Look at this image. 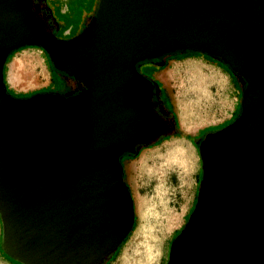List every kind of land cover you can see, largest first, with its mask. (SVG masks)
Listing matches in <instances>:
<instances>
[{
    "label": "water",
    "instance_id": "1",
    "mask_svg": "<svg viewBox=\"0 0 264 264\" xmlns=\"http://www.w3.org/2000/svg\"><path fill=\"white\" fill-rule=\"evenodd\" d=\"M96 7V26L56 39L40 29L28 0H0V247L21 264H94L131 230L118 155L159 125L144 110L149 84L134 63L176 48L217 53L246 74L240 117L204 142L201 159L206 173L218 166L258 191L264 214V0H97ZM21 46L41 48L87 88L69 97L9 95L2 68ZM222 219L199 194L175 239L189 242H180L176 264H226ZM205 221L213 234L197 232Z\"/></svg>",
    "mask_w": 264,
    "mask_h": 264
},
{
    "label": "rangeland",
    "instance_id": "2",
    "mask_svg": "<svg viewBox=\"0 0 264 264\" xmlns=\"http://www.w3.org/2000/svg\"><path fill=\"white\" fill-rule=\"evenodd\" d=\"M47 2L52 8L54 19L60 21L62 19L61 15L51 5V2ZM83 3V7L81 8L82 12L79 15L77 14V16L83 13L82 17H86L90 13L88 10L93 5H95L94 8H97V0H86ZM81 29H83L82 26L79 30L72 31L67 36H61L60 29L57 30L56 35L58 38L60 36L68 38L80 32ZM193 54L199 55L198 53ZM31 58L35 59V62L32 63L27 60ZM199 61L196 58L187 60L183 67V70L186 69V74L183 73V90L184 93H187L189 99L190 97L195 98L192 96L194 94L202 100V103H207L206 100L208 99L206 97L202 99V96L209 87L213 94H215L216 87L210 85L211 76L209 75L210 77H208L207 69ZM192 63L196 67L200 66L203 70L204 84L202 87L197 83L200 76L198 77V72L196 71V73L194 71V65ZM149 67L147 65H141L138 67V71L142 75H149ZM18 71L21 74H18ZM2 75L4 83L13 94H30L31 92L45 89L60 92L65 89L64 82L68 80L65 79V76H62L63 74L61 75L59 72L57 74L55 71H51L44 50L36 46L23 47L13 52L4 61ZM226 81L227 79L223 75L221 78L222 87L227 89L226 86H228L231 96L234 97L236 93L233 87L230 86V82L228 81V85ZM181 110L188 114L193 111V107L186 102L182 104ZM220 126L222 127V125ZM191 155L193 156L191 148L176 147L170 155L171 158H175L173 159L175 163H170L165 171L161 172L160 176L157 173L158 169L153 168L149 183L144 185L147 186L146 189H148L149 196L145 194V198L136 199L131 191L134 217L133 228L128 232L125 241L120 245L117 255L113 259L114 261H110L109 264H164L170 238L174 231L181 225L184 218L183 215H186V211L191 203V191L194 186L193 175L191 174L193 168V157ZM121 164L123 175L124 159Z\"/></svg>",
    "mask_w": 264,
    "mask_h": 264
},
{
    "label": "flooded vegetation",
    "instance_id": "3",
    "mask_svg": "<svg viewBox=\"0 0 264 264\" xmlns=\"http://www.w3.org/2000/svg\"><path fill=\"white\" fill-rule=\"evenodd\" d=\"M28 10L43 32L50 34L53 38H58L56 35L58 30V22L52 16H50L45 5V0H28ZM97 21L98 16H95L94 10L92 15L88 17L82 27L83 29H91L96 26ZM59 39L64 38L60 36ZM211 54L217 56V58H219L224 64L231 68L234 74L232 72L229 73L231 74L234 83L239 89L238 111L235 116L229 122H227L230 124L235 119L240 117L242 113L241 99L248 86L249 80L244 72L232 68L227 62L223 60L220 55L212 52ZM65 79L68 80L67 82H64L65 89L63 91L59 92L52 90L51 92L63 97H69L87 88L85 82L82 80L74 78L73 81L66 76ZM241 86L243 87L242 91H240ZM144 110L147 114L153 115L159 124L157 130L146 139H149L157 134H164L166 132L168 133L173 131L171 118L167 114V110L164 109L163 104L157 98L155 88H152L151 91L148 90ZM225 124H222V127L217 126L204 132L203 134H200L199 141L197 143L191 140L198 153L200 161L199 175L196 181V190L192 205L184 216L181 225L174 231L170 238L166 261L164 264H168L170 261H173V264H176L178 262V258L181 259L178 256L182 248L180 242H186V245H188L189 242H187L186 239H180L177 241L175 239L184 229L190 214L196 206L199 194L203 192L209 195L210 202L214 203L215 207H217L222 213V230L226 232L227 239L222 237L220 245L222 247V259L225 260V263L264 264V214L262 213V205L260 203L258 191H256L254 194H251L252 189L248 188L246 190L244 189L243 184H239L236 179L230 176L224 177L222 175L223 170L218 166L214 168L212 167L209 172L207 169V173L203 168L201 151L204 150V142L207 141V139L212 134L218 132L228 125ZM212 216L214 217V214H212ZM197 227V232L201 230L206 234L209 231L212 234L214 232L207 221H205L201 226ZM220 235L221 234H219V236ZM172 244L174 245L173 249L171 248ZM175 259H177V261H175Z\"/></svg>",
    "mask_w": 264,
    "mask_h": 264
},
{
    "label": "crops",
    "instance_id": "4",
    "mask_svg": "<svg viewBox=\"0 0 264 264\" xmlns=\"http://www.w3.org/2000/svg\"><path fill=\"white\" fill-rule=\"evenodd\" d=\"M47 1L51 2V5L54 6L59 15H61L62 19L57 21L61 27V36H67L71 34L72 31L79 30V28L83 26L86 18L91 16L94 12L93 10H95V5H93L92 8L88 10V12H90L89 15L82 17L83 13L80 16H77V14L79 15V13L82 12L81 8L83 7V2L86 0ZM198 54L199 55L193 54L179 58H170L165 61L163 66L148 68L149 76L158 83L166 104L175 116L177 133L175 135H170L155 145L142 148L137 156L133 158L124 159L123 181L128 187L130 197L132 196L131 191L136 199L145 198V194L149 196L148 189H146L147 186L144 185L149 183L153 168L158 169L157 173L160 176L161 172H164L170 163H175V160H173L175 158H171L170 156L172 151L176 147H189L193 151V156L191 155L193 157L191 174L193 175L194 184L193 190L191 191L190 208L196 190V181L200 166L199 156L191 142V137L198 135L206 127H217L229 122L238 111L239 89L234 83L229 71L222 64L208 59L204 53L200 52ZM195 58L200 60L199 62L207 69L208 77L211 76L210 85L216 87L215 94H213L209 87L202 96V99L205 97L208 99L206 100L207 103H202V100L194 94H192V96L195 98L190 97L189 99V96L187 93H184L183 90V73L186 74V69L183 70V67L187 60ZM174 67H176V69H174ZM223 75L227 79V84L230 82V86L233 87L236 93L234 97L231 96L228 86H226L227 89L222 87L221 78ZM186 102L193 107V111L188 114L181 110L182 104ZM173 178L175 179L174 176ZM113 261L114 260L111 262ZM0 264L16 263L7 258L0 249Z\"/></svg>",
    "mask_w": 264,
    "mask_h": 264
},
{
    "label": "trees",
    "instance_id": "5",
    "mask_svg": "<svg viewBox=\"0 0 264 264\" xmlns=\"http://www.w3.org/2000/svg\"><path fill=\"white\" fill-rule=\"evenodd\" d=\"M45 5L48 9V12L50 14V16L53 17L52 15V8L51 6L49 5V3L47 2V0H45ZM54 18V17H53ZM61 27L59 26L58 24V30H60ZM59 39V38H57ZM23 47H28V46H21V47H17L11 51H9L7 53V56L5 58V60L15 51H17L18 49H21ZM46 53V52H45ZM193 53H200L199 51H196V50H192V49H188V48H176V49H173V50H168V51H164L154 57H149V58H142L140 60H137L135 63H134V67H135V70L139 73L138 71V67L141 66V65H147V66H150V67H153V66H156V67H159V66H163L165 64V61L167 59H170V58H174V57H183V56H186V55H193ZM201 53H204V52H201ZM208 59H211L213 61H216V62H219L221 63L223 66H225V68L231 73H233V71L231 70V68L229 66H227L226 64H224L219 58H217V56L211 54V53H204ZM47 55V59H49L48 57V54ZM49 61V64H50V68H51V71H55V73L58 74H63L62 76H66L70 79H72L74 81V77L69 75V74H66L65 72L59 70L58 68H56L52 61L51 60H48ZM2 71H3V68H2ZM140 75H142L141 73H139ZM234 74V73H233ZM148 82L149 84V90L151 91L152 88H155L156 89V95H157V98L160 100V102L163 104L164 106V109L167 110V114L170 116L171 118V121H172V124H173V131L172 132H166L164 134H157V135H154L153 137L149 138V139H146L145 141L143 142H137L134 144L133 146V149L128 151H122L119 155H118V161L122 162L123 159H128V158H133L135 157L139 151L144 148V147H148V146H151V145H155L157 143H159L161 140L169 137L170 135H175L177 133V129H176V120H175V116L174 114L170 111L168 105L166 104L165 100H164V97H163V94L161 92V89L159 88V85L158 83L149 75H142ZM3 83H4V80H3ZM4 87H5V90L6 92L13 96V97H16V98H26V97H29L35 93H52L51 91L52 90H38V91H34V92H31L30 94H24V93H21V94H13L6 86V84L4 83ZM243 90V87L241 86L240 87V91ZM216 126H211V127H206L204 128L198 135L196 136H193L191 137V140L195 141V143H197L199 141V135L200 134H203L204 132L212 129V128H215ZM122 166V164H121ZM122 175V174H121ZM122 179H123V175H122ZM134 219V217H133ZM133 228V223H132V227H131V230ZM128 235V234H127ZM126 235V236H127ZM126 236L121 240V242L113 249H111L110 251H108L105 255H103L101 257L100 260H98L96 263L94 264H109L110 261H112L115 256L117 255V252L120 248V245L125 241L126 239ZM1 249V248H0ZM1 251L4 253V255L9 258L12 262L16 263V264H21L19 262H17L16 260H14L13 258L9 257L2 249Z\"/></svg>",
    "mask_w": 264,
    "mask_h": 264
},
{
    "label": "bare ground",
    "instance_id": "6",
    "mask_svg": "<svg viewBox=\"0 0 264 264\" xmlns=\"http://www.w3.org/2000/svg\"><path fill=\"white\" fill-rule=\"evenodd\" d=\"M27 60H28L29 62H32V63L35 62V59H33V58H31L30 60H29V59H27ZM192 65H194V64L192 63ZM193 68H194V71H195V72H196V71L198 72V73L196 72V73L198 74V77L200 76V77H199V80H198L197 83L200 85V87H202L203 84H204L203 73H202L203 70H202V68H201L200 66H199V67H196V66L194 65ZM19 71H20V70H19ZM19 71H18V74L20 73ZM27 72H28V71H27ZM15 73H16V72H15ZM13 74H14V73H13ZM20 74H21V73H20ZM15 75H16V74H15ZM27 75H29V74H27ZM34 76H35V75H34ZM12 77H13V75H12ZM198 77H197V78H198ZM13 78H14V77H13ZM27 78H29V77H27ZM20 81H21V80H20ZM20 81H19V82H20ZM26 87H27V86H26ZM173 156H174V155H173ZM175 157H176V156H175ZM177 158H178V157H177ZM180 158H181V157H180ZM188 164H189V163H188Z\"/></svg>",
    "mask_w": 264,
    "mask_h": 264
}]
</instances>
